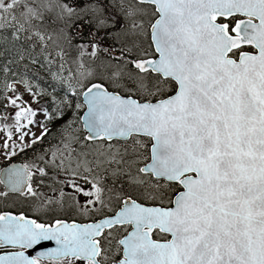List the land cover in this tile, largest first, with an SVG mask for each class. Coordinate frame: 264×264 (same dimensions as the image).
I'll list each match as a JSON object with an SVG mask.
<instances>
[{
    "label": "snow or ice",
    "instance_id": "6c2138e0",
    "mask_svg": "<svg viewBox=\"0 0 264 264\" xmlns=\"http://www.w3.org/2000/svg\"><path fill=\"white\" fill-rule=\"evenodd\" d=\"M5 92L7 158L74 112L0 179L35 214L0 212V264H264V0H0Z\"/></svg>",
    "mask_w": 264,
    "mask_h": 264
},
{
    "label": "trees",
    "instance_id": "16d2710c",
    "mask_svg": "<svg viewBox=\"0 0 264 264\" xmlns=\"http://www.w3.org/2000/svg\"><path fill=\"white\" fill-rule=\"evenodd\" d=\"M106 43L110 45L111 44V41L110 40H106ZM31 73H37L38 76L40 77V79L33 81L34 90L35 91L39 92L40 89H44V90H46L48 92L49 89L51 88L53 95L60 96V95L63 94L62 91L59 88H56L55 91H54V89H53V82L51 83V81H49V80H51L50 77H48V75L43 70H37L35 68H32L30 70V75H31ZM9 82H11V81H9ZM3 95H4V93H3ZM3 95L0 96V113L3 111V106H4ZM45 97L46 96H44V98ZM40 98H42V97L40 96ZM76 102L77 103H81V99L79 101H76ZM43 105L46 107V105L49 106L50 103H47V104L46 103H43ZM50 110L51 111H54L53 108H50ZM82 111H83V108L81 110H79V112L77 114L81 116ZM73 112H74V110H69L68 113L65 115L64 119H68L67 118V115H69V114H71ZM60 121H62V120H57V121H54V122L50 123L51 124V127H50L51 130L49 131L48 136L43 141V143H42L43 145L41 146L40 149H37L35 151H31L30 149L29 150H26V152H25V155L26 156H24V158L22 157L21 159H18L17 160V158L15 157V160L16 161L24 162L25 164L26 163H31V162H33L34 153L35 154H38L40 151H43L44 147H48V146H51L52 147V145H54V144L56 145L59 142V138H60V127L62 126V124H60L61 123ZM78 129H79V133L78 134L81 137V139H80V142L75 145V147L76 148H81V149L83 148V149H86L85 152H90L89 148H90V144L91 143L86 142L83 139L84 132L82 131V128H81L80 124H78ZM6 164L7 163H0V170H1V167L4 166V165H6ZM1 187H2V185H0V188ZM26 203H27V201H25V203H20V205H17L16 204L17 209L19 211H23V212L25 210L28 211V208L29 207H27V204ZM5 207L6 208L8 207V208L12 209V211L18 213L17 210H16V208L9 207L8 205L5 206ZM65 218L67 220L75 219L73 217L72 218L65 217Z\"/></svg>",
    "mask_w": 264,
    "mask_h": 264
},
{
    "label": "rangeland",
    "instance_id": "374dc122",
    "mask_svg": "<svg viewBox=\"0 0 264 264\" xmlns=\"http://www.w3.org/2000/svg\"><path fill=\"white\" fill-rule=\"evenodd\" d=\"M49 77V76H48ZM51 83H52V81H51ZM51 89H49V91H50ZM19 91H20V93H22L23 95H24V99L25 100H29L30 102H31V104H32V107H34V108H36V107H38V105L35 103V101L33 100V98L31 97V96H29L27 93H25V91H24V88H23V86H19ZM49 91H48V93H49ZM12 96V93L11 92H5L4 93V109H5V106H7V108L10 110V100H9V98ZM38 99H39V104H42L43 105V103L44 102H51V96H46L45 98H44V96H43V98H40V97H37ZM2 115H4V116H8L9 115V111H5V112H3V113H1ZM73 116V113H71V114H69V115H67V118L68 119H64V120H62V121H60L61 123L60 124H64V123H66V122H68L69 120H71V117ZM41 117H42V119L40 118V117H38L39 119H41V120H43V116L41 115ZM2 123L3 122H0V127H2ZM78 124H80V122L79 123H77L76 125H75V127L78 129ZM61 128V127H60ZM7 131H8V129L7 128H4V130L3 131H0V137H4L5 135H6V133H7ZM16 134H18V133H16ZM3 141L2 140H0V143H2ZM9 143H11V141H9ZM42 143V142H41ZM38 144V145H36L35 146V148L34 149H31V151H35V150H37V149H40L41 148V146L43 145V144ZM55 145V144H54ZM54 145H52V146H54ZM46 148L44 147V149H43V151H40L39 153H42V152H44V151H46L45 150ZM47 149H49V148H47ZM76 150L78 151V148H76ZM90 151H91V149H89ZM18 151V150H17ZM18 153H19V151H18ZM9 158H7L5 155H4V153H3V151L2 150H0V163H3V161H6V160H8ZM43 166V165H42ZM5 199L6 198H3V199H0V202H2V203H4V201H5ZM73 218H79L80 220H84V219H89V217H80V216H75V217H73Z\"/></svg>",
    "mask_w": 264,
    "mask_h": 264
},
{
    "label": "water",
    "instance_id": "95a60500",
    "mask_svg": "<svg viewBox=\"0 0 264 264\" xmlns=\"http://www.w3.org/2000/svg\"><path fill=\"white\" fill-rule=\"evenodd\" d=\"M82 102H83V98H82ZM86 111H87V109H86V106H85V110H84V112H83V114H82V117H83L84 113H86ZM81 122H82V118H81ZM84 130L86 131V129H84ZM86 135H87V131H86ZM13 165H15L16 167H20V166H22L23 164H21V163H15V164H12V165H10V166L4 168V169L2 170V172H1V174H0V178H1V179H6V176H4L3 174L6 173L7 170L10 169ZM3 190H4V189H3ZM12 214H13V213H12ZM69 223H71V222H69ZM89 223H92V222H89ZM48 247H50V248H51V247H55V244H54V243H50V244L48 245Z\"/></svg>",
    "mask_w": 264,
    "mask_h": 264
},
{
    "label": "bare ground",
    "instance_id": "6f19581e",
    "mask_svg": "<svg viewBox=\"0 0 264 264\" xmlns=\"http://www.w3.org/2000/svg\"><path fill=\"white\" fill-rule=\"evenodd\" d=\"M42 118V117H41Z\"/></svg>",
    "mask_w": 264,
    "mask_h": 264
}]
</instances>
